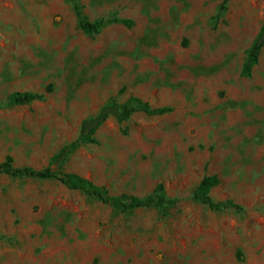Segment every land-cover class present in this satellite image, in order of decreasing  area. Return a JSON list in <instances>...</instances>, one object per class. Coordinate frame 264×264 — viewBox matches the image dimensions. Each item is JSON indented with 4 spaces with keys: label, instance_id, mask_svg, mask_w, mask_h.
<instances>
[{
    "label": "rangeland",
    "instance_id": "374dc122",
    "mask_svg": "<svg viewBox=\"0 0 264 264\" xmlns=\"http://www.w3.org/2000/svg\"><path fill=\"white\" fill-rule=\"evenodd\" d=\"M0 0V163L45 169L77 140L84 119L136 97L152 108L109 118L97 144L54 167L146 198L164 211H122L56 180L0 175V264H264V49L250 78L247 52L264 0ZM78 3L98 34L79 27ZM44 95L10 105L13 93ZM210 196L243 212H213ZM242 251L243 261L238 252Z\"/></svg>",
    "mask_w": 264,
    "mask_h": 264
},
{
    "label": "trees",
    "instance_id": "16d2710c",
    "mask_svg": "<svg viewBox=\"0 0 264 264\" xmlns=\"http://www.w3.org/2000/svg\"><path fill=\"white\" fill-rule=\"evenodd\" d=\"M230 1L231 0H226L225 5ZM75 12L79 21V27L83 32L95 35L104 27L103 22L90 23L83 14L82 8L78 3L75 4ZM263 49L264 23L247 52V57L241 72L243 77H252L253 69L258 64ZM43 99L44 95L41 94L17 92L9 96L8 103L10 105H26L36 101H42ZM172 112L173 108L171 107L152 108L150 104L136 97H131L123 104L110 102L103 106L97 115L83 120L77 140L65 146L56 154L52 158L49 167L40 170L30 167H17L14 158L8 155L5 160L0 163V175L19 179L56 180L71 191L83 192L105 205L113 206L122 211L153 207L161 208L166 211L168 208L176 205L180 200L168 199L163 193L162 186H160L154 194L146 198L128 195L112 197L105 187L97 186L92 181L75 174L61 176L54 167H60L66 163L71 155L82 145L97 144L96 134L109 118H115L120 122H125L138 113L155 117L164 116ZM219 185L220 180L217 176H205L190 199L207 206L213 212H223L226 210H235L239 213L243 212L244 209L242 206L233 201L215 202L212 199L210 192ZM238 258L243 261L242 251L238 252Z\"/></svg>",
    "mask_w": 264,
    "mask_h": 264
}]
</instances>
